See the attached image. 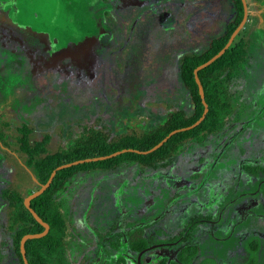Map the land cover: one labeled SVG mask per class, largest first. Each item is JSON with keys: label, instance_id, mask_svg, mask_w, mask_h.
<instances>
[{"label": "rangeland", "instance_id": "1", "mask_svg": "<svg viewBox=\"0 0 264 264\" xmlns=\"http://www.w3.org/2000/svg\"><path fill=\"white\" fill-rule=\"evenodd\" d=\"M205 1L188 0L189 27H201L198 17H193L205 8ZM85 3L86 0H0V22L16 34L44 32L56 46H61L75 40L80 27H87L83 21ZM220 3L221 15L215 26L198 37L203 39L191 41L183 53L200 52L210 39L223 33L234 9L230 0ZM224 5L230 7L227 15L222 13ZM250 11L260 15V11ZM262 18L258 19L259 26L254 19L248 23L252 26L251 47L247 63L236 75L231 117L222 133L203 144L189 142L173 159L142 173L126 163L109 172L79 174L57 197L70 226L67 252L72 264H94L98 258L97 236L108 231L125 235L123 229L129 224L155 221L149 229L151 244L156 241L154 235L159 239L175 235L194 209L215 218L211 225L196 231L202 250L191 264H243L250 253L255 263L264 262L262 256L257 257L264 253V13ZM10 40L6 41L7 47L0 48V110L8 111L11 127L22 122L33 124L32 138L50 133L54 145L68 146L84 125L110 127L113 132L130 127L147 131L164 117L165 102L188 114L192 112L188 94L176 75L163 81L144 80L140 89H126L120 95L112 90L113 80H106L101 87L97 83L86 85L67 72L53 76L46 73L35 81V86L30 85L29 66L10 57L16 50L15 40ZM3 160L9 167L4 171L5 181L16 176L14 181L25 184L22 191L32 190L30 171L24 172L26 178L21 181L15 169L17 161L0 155V162ZM168 207L169 215L165 211ZM179 207L180 216L174 217ZM0 222V264H19L4 215H0Z\"/></svg>", "mask_w": 264, "mask_h": 264}, {"label": "trees", "instance_id": "2", "mask_svg": "<svg viewBox=\"0 0 264 264\" xmlns=\"http://www.w3.org/2000/svg\"><path fill=\"white\" fill-rule=\"evenodd\" d=\"M230 1L234 14L225 24L223 33L213 37L204 50L197 53H185L179 58V79L192 104L190 114L165 102L162 109L164 117L155 127L147 131L139 132L130 127L125 128V131L113 132L110 127L84 125L80 134L68 146L54 145V138L50 133L36 140L31 137V132L26 126L18 131L17 147L20 152L25 153L22 161L29 169L34 183L32 190L27 192L22 191L23 187L20 185L7 186L2 189L1 199L4 201L5 228L13 233L11 247L19 264H23L19 252L21 237L43 230V227L25 208L23 200L47 181L54 168L80 159L109 155L125 148L148 150L170 131L189 126L202 115L204 106L198 94L193 70L226 44L229 36L242 20L241 0ZM246 3L249 11L253 10L256 13L260 11V15H263L264 0H246ZM253 19L258 24V15L249 12L246 23L227 50L211 65L198 71L208 105V112L199 125L175 133L162 146L148 154L124 152L111 158L80 163L56 172L50 186L30 201L31 208L48 223L49 231L43 237L26 240L28 264H72L71 255L67 252L70 226L57 197L66 191L77 175L109 172L126 163L132 164L141 171L150 169L173 159L185 144L189 142L203 144L226 129L231 117L236 75L247 63L251 47L252 26L250 27L248 23ZM252 168L262 170L261 167ZM247 170H251L250 167ZM212 223L211 216H191L177 234L156 241L157 245L167 249V253L163 256L156 254L157 247L151 245L146 237V229L151 224H129L128 228L123 229L125 235L121 236L116 234V231L99 235L96 251L104 252V256L107 257V261L102 262L104 264H128L126 258L119 253L122 250L134 259L133 263L130 260L131 264H137V256H141L140 264H191L202 249L196 240V231ZM206 229L210 231V227ZM249 248L251 251L254 250L253 246ZM171 250H173L172 253ZM148 256H150L149 261L145 260ZM251 256L250 253L248 264L255 263V259ZM259 256L264 258V253L257 255Z\"/></svg>", "mask_w": 264, "mask_h": 264}, {"label": "flooded vegetation", "instance_id": "3", "mask_svg": "<svg viewBox=\"0 0 264 264\" xmlns=\"http://www.w3.org/2000/svg\"><path fill=\"white\" fill-rule=\"evenodd\" d=\"M219 5H221L220 0L205 1V8L195 13L193 17H198L196 19L200 21L201 27L197 29V27H189L188 0H86L83 21L87 27H80L82 30L75 40L56 46L57 43L54 39L49 38L48 34L44 32L29 34V31H26V35L24 33L16 34L14 30H10L0 22V48L7 47V39L9 43L12 41L10 38L15 40L13 48L16 50L12 54L10 53V57L12 56L11 58L16 61L19 60L29 66L30 85L35 86V81L39 78L42 79L40 76H45L46 73L53 76L67 72L78 77L80 82L86 85L97 83L101 87L106 80L111 82L113 80L110 84L112 90L117 91L120 95L126 89L131 91L140 89L139 84L144 80L155 78L163 81L169 75L179 77V58L185 54L183 53L184 48L191 41L203 39V37L200 39L198 37L209 32L208 30L215 26L221 15ZM229 9L230 7L224 5L223 15H227ZM200 15L202 16L200 17ZM130 17L131 22L128 21ZM132 23L137 24V27H130ZM124 24L129 27H123ZM200 32L202 33L199 34ZM1 42H4V46L1 45ZM146 43H149V46H146ZM22 76L24 75L22 74ZM8 98L6 97V100ZM8 117V111L0 110V138H2L0 139V155L4 159L11 158L17 161L15 169L16 173L20 174L22 181L26 178L24 172L28 173L29 169L22 161L25 153L20 152L17 147L18 131L27 127L32 137L35 129L33 124L27 122L11 127ZM5 169L9 171L8 164L3 160L0 162V215L4 216L2 189L7 186H25L22 182L14 181L16 176L5 181L7 176L4 173ZM165 211L169 215V207ZM180 211H182L181 207L173 216H180ZM193 212L194 214L189 218L194 215L211 216L214 222L215 216L212 214H204L200 209H194ZM145 224H151L146 229L148 239L149 229L155 224V221ZM183 226H178L177 233ZM6 232L8 231L6 230ZM9 233L13 235L12 232ZM154 236L156 241L159 240L156 235ZM156 241L154 244L149 243L157 247V255H165L167 249L157 245ZM209 245L215 247L212 243ZM96 248L97 261L104 264L102 262L103 260L107 261V257L101 250L96 251ZM172 252L173 250H171ZM119 253L126 258L128 264H131L130 260L132 263L134 262V259L130 258V254H125L123 250ZM237 253L244 256L240 252ZM140 260L141 256H137V264H140ZM145 260L149 261L150 256ZM97 261L93 263L96 264ZM243 264H247V262Z\"/></svg>", "mask_w": 264, "mask_h": 264}, {"label": "water", "instance_id": "4", "mask_svg": "<svg viewBox=\"0 0 264 264\" xmlns=\"http://www.w3.org/2000/svg\"><path fill=\"white\" fill-rule=\"evenodd\" d=\"M241 3L243 5V18L240 21V23L238 24V26L233 30V32L229 36L226 44L215 55H213L211 58H209L207 61L203 62L202 64L198 65L193 70L194 80H195V83L197 85L198 94H199L200 100H201V102H202V104L204 106V110H203L202 115L194 123H192L191 125L183 127V128L174 129V130L170 131L161 141H159L157 144H155L154 146H152L148 150H144L143 151V150H137V149H133V148H125V149H121V150L115 151V152H113V153H111L109 155L93 157V158L80 159V160H76V161H73V162H69V163H65V164L59 165L56 168H54L52 170V172L50 173V176L47 179V181L44 184L40 185L39 189H37L36 191H34L31 194H29L28 196H26L24 198V200H23V204H24L25 208L30 212L32 217L41 226H43V231H41L39 233H34V234H25V235H23L21 237V239L19 241V252H20L23 264H28V260L26 258V250H25V242H26V240L43 237L49 231L48 223L43 221L37 215V213L31 208L30 201L33 198L41 195L50 186V184H51V182H52V180H53V178H54V176H55L57 171H59L61 169H64V168H68V167L73 166V165L80 164V163L104 160V159L111 158V157L117 156L119 154H122L124 152H134V153H138V154L151 153V152L155 151L156 149H158L160 146H162L167 141V139L169 137H171L172 135H174L175 133L192 129V128L196 127L197 125H199L203 121L206 113L208 112V105H207V103L205 101L204 89H203L202 83H201V81L199 79L198 71H200L201 69L211 65L216 59H218L227 50V48L230 46V44L232 43V41L235 38V36L238 34V32L242 29V27L246 23L247 17H248V5L246 3V0H241Z\"/></svg>", "mask_w": 264, "mask_h": 264}, {"label": "crops", "instance_id": "5", "mask_svg": "<svg viewBox=\"0 0 264 264\" xmlns=\"http://www.w3.org/2000/svg\"><path fill=\"white\" fill-rule=\"evenodd\" d=\"M250 14H252L251 11H250ZM258 19H259L260 21H262V20H263L262 15H258ZM259 25H260V23L258 22V24H257L256 26H259ZM135 169H136V168H135ZM150 169H151V168H150ZM150 169H145V170H150ZM136 170H138L139 173L145 172V170H143V171H141V170H139V169H136Z\"/></svg>", "mask_w": 264, "mask_h": 264}]
</instances>
